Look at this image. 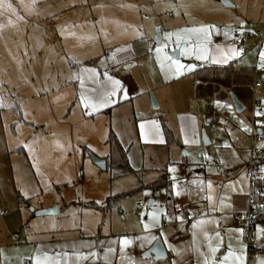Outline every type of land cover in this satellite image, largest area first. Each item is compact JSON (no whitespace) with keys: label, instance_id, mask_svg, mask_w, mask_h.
I'll return each mask as SVG.
<instances>
[{"label":"rangeland","instance_id":"374dc122","mask_svg":"<svg viewBox=\"0 0 264 264\" xmlns=\"http://www.w3.org/2000/svg\"><path fill=\"white\" fill-rule=\"evenodd\" d=\"M227 1L231 7L224 6L223 0H0L1 241L12 242L5 236L11 233L19 244L24 237L30 240L35 229L66 226L76 230L81 224L88 228L101 225L107 230L109 218L121 223L126 219L131 231L136 232V222L145 221L148 212L160 217L169 210L164 200L167 187L156 182L159 175L177 165L171 160L185 163L188 159L194 167L203 162L201 183L208 193L218 187L223 203H228L230 189L225 194L224 188L233 185L231 195L242 194L249 205L246 166L264 154V142L260 144L264 141V2ZM200 28L205 33L191 31ZM226 28L242 34L244 46L232 64L221 69L224 78L220 71L215 76L223 79L209 80L200 75H209L213 68L211 50L226 48ZM156 30L162 39L159 45L154 41ZM124 32L130 41L133 39L141 63L134 78L148 77L155 86L170 82L165 94L173 93L170 97L175 102L181 97L177 102L179 114L176 108L166 111L149 89L134 95L132 100L138 98L135 104L139 106L135 109L137 120L130 127L120 115L133 108L132 101L113 108L106 105L111 96L102 100V92L113 90V81L119 82L116 99L126 92L121 81L127 86L126 79L131 83V71L112 64V46L120 44L107 43L111 36L127 37ZM169 33L172 35L166 39ZM199 43L207 48V59L196 58ZM161 45H165L161 58L167 54L185 66L179 75L162 68L158 58L145 59L148 47L156 53ZM189 47L192 54L176 59ZM102 48L107 51L111 70L100 67L101 59H105ZM194 80L199 85L194 86ZM255 82L262 86L254 93ZM203 83L208 86L206 90H202ZM235 84L245 87L251 99L254 96L260 102L263 113L255 114L254 122L247 102L240 103L243 112H236L231 92ZM179 90L186 97L177 95ZM219 97L224 100L214 104ZM152 98L157 109L152 108ZM206 102H213L217 112L224 115L222 123L228 131L216 124L212 134L207 129L210 116L204 115L202 122L196 116L199 103ZM143 104L151 117L145 115ZM182 116L191 119V126L186 121L178 124ZM162 123L173 143L168 142ZM201 126L204 128L199 129ZM255 129H260L259 136ZM202 133L209 145L203 144ZM110 134L120 142L122 155L107 142ZM258 137L262 138L259 143ZM91 156L105 160V170L98 168ZM209 157L214 160L211 165ZM174 175L181 174L174 171ZM174 175L169 171L166 180H175ZM153 194L155 201L148 206V196ZM138 199L143 205L137 210ZM50 208H56L57 214L38 215ZM65 230L58 229L60 233ZM235 231L241 237L237 226ZM258 256L248 259L244 254L242 264H259ZM222 258L219 254L218 261Z\"/></svg>","mask_w":264,"mask_h":264},{"label":"crops","instance_id":"0c3cea01","mask_svg":"<svg viewBox=\"0 0 264 264\" xmlns=\"http://www.w3.org/2000/svg\"><path fill=\"white\" fill-rule=\"evenodd\" d=\"M115 1L116 0H114V2ZM262 1L264 2V0ZM146 20L148 21L150 18H146ZM225 30L227 33L226 39L228 41L235 32L231 30V28H226ZM124 35H127V37L123 39L118 38L119 36H111L107 40V43L108 45H111L114 42L120 44L118 46H112L113 50L115 49L111 54L112 64L115 66L120 65V67L123 65L125 72L129 73L131 71L129 73L131 83L126 79V82L129 85L127 86V84H124V81L122 80V88H126L125 94L119 96L117 99L115 95H112L110 101L106 104L108 105L107 107L112 106L115 108L119 107V105H125L132 101L131 105L133 104V110L129 108V112L120 115V118L125 120L127 125L131 127L133 126V122H136L137 120L138 112L135 109L139 106L135 104V101L138 98L132 100L134 95H140L139 93L151 89L156 95L158 104L164 106L165 110L168 108H176L178 109L179 114L178 103H180L179 101H181V97L178 98L179 101H177V103L170 97L173 93L167 95L165 94L168 87L167 84L170 82H165L164 85L155 86L154 83L146 79L148 77L143 76L142 80H138L136 77L134 78V74L138 73L135 69L137 70V67L141 63L139 62V55L135 53V49L133 48V39L130 41V39H128V33L126 32H124ZM219 38L220 41L225 39L222 35ZM218 44L215 43V45ZM225 46L226 48L217 49V46L211 50L210 66L213 68L209 72V75L204 72L200 76L209 80L224 78V69H221L227 68L228 65L232 64V58H236V55H232L231 50L239 52L244 45L241 43L239 46ZM149 48L150 47L147 49V56L145 59L148 58L149 60H152L153 58H157V52L155 53V49L152 48L149 50ZM103 52L102 57L105 56V59L101 57L100 67L110 69L112 66L108 63L107 51L103 49ZM150 53H152L151 56H149ZM181 55L182 51L178 54L176 59H178ZM226 56H231L230 59H227L226 63L213 62L214 60L223 61ZM219 71L222 73L223 78L215 77ZM261 72L263 73L262 70ZM131 75L134 80L131 78ZM156 75L160 76L159 72H156ZM227 79H229V77ZM194 81V86L199 85V83L195 85ZM201 86L203 88L202 90H206L205 88L208 87L207 85L203 86L202 84ZM258 88L254 89L253 87V92L255 93V90H258ZM135 91L137 93H135ZM231 92L235 95V98L239 103L247 102L248 107L252 109V122H254L255 114L259 115L260 113H258V111L262 108L260 106V102L256 100L254 96L251 99L250 91H248L245 87L236 86L235 84L232 86ZM119 94H121L120 91ZM176 94L184 97L186 93L179 90ZM197 95L198 93L195 94L196 97ZM223 100L224 99H222V97H219L214 104H219ZM214 104L213 102L211 104L207 102L204 104L199 103L197 112L195 113L196 116L200 118L201 122L204 120L202 118L204 115H206L207 118L210 116L207 129L212 132V134L215 130L214 128H210V122L212 119L211 114L212 111L219 110L214 107ZM207 107L211 110H207ZM141 108H144L143 110L146 113L145 115H150L151 111H148L147 113V107L144 106V104L141 105ZM189 108L192 110L194 109L192 106ZM222 113L224 114V112ZM180 114L183 115V113ZM149 117H151V115ZM153 117H155L159 122L163 121L159 116L153 115ZM223 117L224 115L222 118ZM184 121L191 126V119L186 120L184 117L178 120V124L182 125ZM222 122L223 119L216 122V124H219L218 127L222 126L223 130L225 128L224 131H228L229 127ZM203 128L204 127L201 126L199 129ZM255 131L259 136L261 132L260 129H255ZM231 134L233 133H230V135ZM167 140L169 143H173L171 136L170 139ZM263 142L264 141L262 139L260 144ZM262 157H264V154ZM209 158L211 165L214 163V160L211 157ZM207 160L208 159H206V161ZM181 161L183 160H171L170 162L174 165L177 164L172 167L173 170L171 171V175H174V171L181 175H174L175 178L177 177L175 180L169 179L170 181H167L166 176L169 175L170 171L167 170L165 174L159 175L160 178L156 182L158 185L167 187V195L164 200L167 204H169V207L166 208L170 210L169 215H166L167 210L164 215H161L160 217H158L157 214V219L154 222L148 212V218H146L145 221L136 222V228H139L136 232L131 231L126 219L121 223L118 220L113 221L109 218L108 225L106 227L107 230L102 229L101 225H95L92 228H88L83 224H81V227L76 230L68 229L66 226L58 228L59 230L65 228V233H60L58 229L46 228L44 231L35 229L31 231L32 237L30 240L24 237V242L20 241L19 244H15V238L12 237L14 234L12 235L11 233H7L5 236L9 237L11 240L13 239V241H7L6 243L5 238H2V241L0 240V264H24V262L35 264V258L38 256L43 257L44 255H48L54 260H60L61 264H65V261L66 264H203V261L208 258H211L213 263L217 262L216 264H221L223 260V264H225V262H228L229 264H242V258L245 254L243 246L244 241L241 240L242 236L240 237L239 233L235 231L237 225L234 223V215L232 213L235 214V211H237V213L245 212L249 207L247 200H245L242 194L239 196L231 195L233 185L230 184L231 188L228 186L224 188L225 194L227 193V190L230 189L226 198L228 203H223V197L220 198V194L223 192H218V187L214 188L213 193H208V188L204 189V183H201V177L203 176L200 175L205 174L204 163L202 162V164H199V162H197L196 164H199L198 167H194L188 159L185 163L184 161ZM210 165H206V167ZM202 166L204 171L201 170ZM260 168L264 169V165L262 164ZM193 190L194 192H192ZM203 191L205 194H203ZM245 193L243 194L245 195ZM148 197H150L147 201L149 202V205L153 204L155 201V195L153 194ZM138 201L141 200L138 199L136 202L137 210L140 208L138 206L143 205V203L142 205H139ZM178 207H183L184 210L182 212L178 211ZM136 215L138 217L139 213H136ZM116 222H119L118 226H114V223ZM146 225L148 227H145ZM252 230L254 242L257 243L256 246L264 248V221L262 220L254 223ZM37 234L39 235L37 236ZM15 237L19 239L18 234H16ZM153 237H155V239H152ZM157 239H160L162 246L166 251V258L153 259L152 257H144L143 255L145 251H147ZM122 241H128V243L122 244ZM209 245L218 249L214 255L210 252ZM121 248H123V251H121ZM219 254L223 257L221 262L218 261ZM225 257H227V260H225ZM237 257L240 258L239 261H237ZM258 257H260L258 259L259 264H264V253Z\"/></svg>","mask_w":264,"mask_h":264},{"label":"built area","instance_id":"2783aa9c","mask_svg":"<svg viewBox=\"0 0 264 264\" xmlns=\"http://www.w3.org/2000/svg\"><path fill=\"white\" fill-rule=\"evenodd\" d=\"M243 41V35L234 33L233 36L226 42V45L228 46H239ZM152 48H149L151 50ZM264 73V67L262 69ZM257 73V72H255ZM199 82L196 80L194 81V84H198ZM203 86H206V83L202 84ZM262 85L260 82L254 83V89L261 87ZM207 110H211L209 107H207ZM258 113L262 114V109H259ZM212 119L210 128H215L216 122L220 121L222 119V114L217 111H212ZM264 118V116H262ZM262 138L258 137L257 141L260 142ZM246 172L249 177V182L252 184L253 179H261L264 177V173L262 170H259L258 168V159L252 158L250 162L246 166ZM252 189L250 188V194L248 196L249 200V207L245 212L241 213H235L233 214L234 217V223L239 227V231H241V236L244 241V245L246 246V257L249 259L255 255H262L264 253V248H261L259 246H256L253 238V230L252 226L254 223L259 221H264V203L261 204H255L253 195H252ZM139 205H142L141 201H138ZM183 207H178V211H183ZM170 210L166 211V215H169ZM24 264H30L29 262H24ZM249 264V263H247Z\"/></svg>","mask_w":264,"mask_h":264},{"label":"snow or ice","instance_id":"6c2138e0","mask_svg":"<svg viewBox=\"0 0 264 264\" xmlns=\"http://www.w3.org/2000/svg\"><path fill=\"white\" fill-rule=\"evenodd\" d=\"M7 7L10 8L11 5L9 4V5H7ZM191 31L192 32H195V33H205V29H203V28L193 29ZM171 35L172 34L169 33V34L166 35L165 38L167 39ZM205 39H206V36H205ZM164 47H165V45H161V47L156 48L157 58L161 62V67L167 69L169 72H173V70H174V74L179 75L180 72H181V69H183L185 66L182 65V64H180L179 61L173 60L167 54H164L163 55V58H161V53H162ZM192 53H193V50H192L191 47L182 50V54H184V55H189V54H192ZM231 53H232V55H238L239 54L235 50H231ZM195 54H196V58L197 59L203 60V59H207L208 58V50L204 46L203 43H199V44L196 45ZM230 58H231V56H226V58L223 61L214 60L213 62H215V63H220V62L226 63L227 62V59H230ZM261 58H262V61H264V53H261ZM188 68L191 69L192 66L189 65ZM112 83H113V86L114 87H113V90L111 92H102L101 93L102 100L107 101V97L116 94L115 87L118 86L119 82L118 81H113ZM101 106H103V104H101ZM141 127H143V126H141ZM170 171H172V169H170ZM177 194H179V193H177ZM151 215H152L153 221L155 222L156 219H157L156 214L153 213ZM145 227H148V226L146 225ZM194 227H195V225H194ZM152 239H155V237H153ZM127 243H128V241H122V244H127ZM209 250L214 255L215 252L218 249L217 248H214V247H211V245H209ZM121 251H123V248H121ZM93 255H95V254H93ZM236 259H237V261H239L240 258L237 257ZM225 260H227V257H225ZM35 264H61V261L58 260V259H55L54 260L52 257H50L48 255H44L43 257H39V256L36 257L35 258ZM65 264H66V261H65ZM203 264H213V260L211 258L205 259L203 261ZM221 264H223V262H221Z\"/></svg>","mask_w":264,"mask_h":264},{"label":"water","instance_id":"95a60500","mask_svg":"<svg viewBox=\"0 0 264 264\" xmlns=\"http://www.w3.org/2000/svg\"><path fill=\"white\" fill-rule=\"evenodd\" d=\"M222 4L224 6H226V7H231L227 0H223ZM154 41H155L156 44H160V42H161V35L159 34L158 30H156V36L154 38ZM232 102H233V105H234L237 113L243 112L244 107H241L240 103L236 100V98L234 96H232ZM151 104H152V108L153 109H157V105H156V103H155L153 98H152ZM201 139L203 140V144L204 145H208L209 144V141L206 138L204 133H202ZM90 158L92 159L93 163L98 168H100L101 170H105V163H106L105 160L99 159V158H97L95 156H91ZM148 205H149V203H148ZM45 214L56 215L57 214V209L56 208H50V209H47L45 211H42V212L38 213V215H45ZM143 256L146 257V258L152 257L153 259H165L166 258V251L163 248L160 239H157L154 242V244L147 251H145Z\"/></svg>","mask_w":264,"mask_h":264},{"label":"trees","instance_id":"16d2710c","mask_svg":"<svg viewBox=\"0 0 264 264\" xmlns=\"http://www.w3.org/2000/svg\"><path fill=\"white\" fill-rule=\"evenodd\" d=\"M163 128L165 130V132L167 133V139H170L169 135V130L168 128L162 123ZM107 142H110L112 147H115L118 152H120V155H122L121 151H122V147L119 141H117L116 137L113 136L112 134H110V137L108 139ZM258 159V168L259 170H262L264 173V169L260 168V166L263 164L264 165V157H260L257 158ZM252 184H250V188L252 189V195H253V199H254V203L255 204H261L264 203V199H263V192H264V177L261 179H253Z\"/></svg>","mask_w":264,"mask_h":264}]
</instances>
